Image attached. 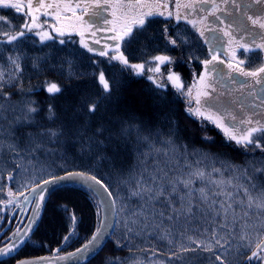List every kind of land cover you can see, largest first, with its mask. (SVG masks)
I'll use <instances>...</instances> for the list:
<instances>
[{
	"label": "snow or ice",
	"instance_id": "6c2138e0",
	"mask_svg": "<svg viewBox=\"0 0 264 264\" xmlns=\"http://www.w3.org/2000/svg\"><path fill=\"white\" fill-rule=\"evenodd\" d=\"M61 2L62 0H27L25 22L19 26L9 17L0 15V59L6 60L10 69L5 72L4 66L0 65V180L3 179V171L11 167L12 170L7 173L8 180L10 183L15 182L17 170L24 168L27 173L24 178L26 182L22 183L21 187L28 190V195L23 192L19 195L23 197V201H29L30 196L33 201L37 198L39 201L32 208V215L27 217V224L17 225L11 235L0 238V256H9L28 242L40 218V210L48 199L50 185L82 182L92 193L103 189L104 193L113 198V206L116 203L110 186L98 176L89 171L72 170L57 165L55 160L45 161L44 165H40L39 161L32 163L38 153L54 156L57 148L50 145H68L72 148L78 147L81 152L96 159H104L103 154L113 146L119 148L121 145L135 144L137 152L140 148L147 150L141 153L140 162L144 167L129 182L130 195L137 198L138 204L136 210H129L126 218L118 222L122 225V232L114 241L117 249L127 248L129 253H133L132 241L141 236L142 239H156L166 243L168 256L163 264H205V261L210 264H264V111H258L264 109V97L259 98V104L252 106V114L247 119L231 112L228 102L215 95L216 85L224 74L218 70L215 63L218 57L213 54L218 50L220 39L216 33L222 30L216 25L217 21L227 24L229 31L225 32V35L230 37V42L234 40L238 48L243 50L245 59L239 60V65L249 62L253 53H264V34L255 31L257 25L264 29V0H253L252 5L242 4L240 0H220L219 3L216 0H199L198 3L197 0H191L190 4L183 5V16L179 12L181 5L177 0V24L181 19L190 24L199 33L200 39L208 45L209 55L212 56L211 60L201 61L205 71L200 73L198 78L194 77L192 86L186 87L182 77L175 71H169L166 78L164 77L161 66L173 62L170 56L156 55L147 62L155 63V67L147 69L149 73H153L148 75L147 79L154 88L162 91L166 88V82L170 83L179 95L185 97L186 114L198 120L201 127L206 121L222 132L227 143L234 144L246 152L260 153L241 165L224 159L223 154L213 153L211 136L201 137L207 152L194 149L190 151L189 145L181 143V130L178 124L174 126L171 119L166 133L154 131L152 126L132 118L113 120L109 107L118 85L107 79L103 71L98 77L100 88L93 97H83L79 104L69 106L62 114H58L55 105L49 103L44 116L47 123L37 119L41 109L35 101H13L12 92L5 89L15 88L21 95L24 93L21 74L28 54L23 46L29 35L38 36L41 45L55 41V37L50 34L52 32L63 37L65 30L61 18L65 13L71 12L76 16L77 10H82L83 16H76V19L89 27L96 25L99 20L111 24L109 31L114 35L109 38L117 42L114 45L117 50L122 45L134 43L157 16L164 17L165 20H170L173 16L172 12H165L169 4L162 0H83L82 8L79 0L74 6L66 4L63 8ZM221 4L224 5L223 9ZM253 5L256 10L250 13L249 9ZM0 9H15L16 12H21L22 0H0ZM217 11L224 15H217ZM105 12H110L111 20L103 16ZM199 12L206 15L199 16ZM34 13L45 17L52 16L56 23L50 24L48 30H45L43 25L38 23L39 16ZM193 13L199 16L201 22H206L204 29L197 27V20L191 18ZM236 13H239L240 17H246L253 28H248L243 20H237ZM209 16L214 17V20H210ZM44 23H47V20ZM163 35L167 44L173 47L190 42L187 35L181 39L179 32L176 37L170 36L167 25ZM59 43L64 45L66 41L60 39ZM80 44L90 53H98L100 56L107 54L89 46L83 39ZM68 55L74 58L76 54ZM31 59L32 67L37 68L45 57L35 56ZM111 59H118L137 75H142L145 69L144 63H130L123 53L112 56ZM219 62L225 63L222 60ZM62 63L67 64L70 70L73 67L70 59H65ZM228 68L233 69V65L229 63ZM234 70L252 79L249 95L255 93L256 86L264 92V63L251 71H246L242 66ZM209 72H215L216 77L208 80ZM230 79L241 86L248 83L237 81L235 77ZM198 85L200 87H197ZM194 87L197 88V93L193 104ZM62 91L58 83H46V92L50 97L55 98ZM156 96L163 103L159 91ZM148 157L152 158L151 163L148 162ZM64 158V155L58 157L61 160ZM17 161H28L30 167ZM53 167L59 168L63 174L51 171ZM2 189L3 185L0 184V191ZM12 196L10 191L9 200H0V204H11ZM59 207L65 214L67 233L63 236L62 243L66 244L76 231L79 218L74 209L69 211L67 205ZM253 207L258 210L255 223L251 221ZM23 210L21 207V211ZM113 227V223L107 218L101 220L81 247L64 257H59V260H70L73 257L79 260L91 254L100 248L103 238L110 235L108 229ZM253 234L256 235L255 242L251 239ZM55 251L58 253L60 249ZM156 251L159 252L160 249ZM204 253L209 255L205 256ZM241 257L244 259L241 260ZM155 258L156 252L152 254V259ZM16 264L53 262L48 257H36L19 259ZM102 264H143V261L132 254L129 257L107 256Z\"/></svg>",
	"mask_w": 264,
	"mask_h": 264
},
{
	"label": "trees",
	"instance_id": "16d2710c",
	"mask_svg": "<svg viewBox=\"0 0 264 264\" xmlns=\"http://www.w3.org/2000/svg\"><path fill=\"white\" fill-rule=\"evenodd\" d=\"M22 8L21 12H16L15 9H0V15L9 17L14 24L19 26L25 22L24 13L27 11V5L24 1ZM166 25L169 28L170 36L176 37L179 32L181 39L187 35L190 42L180 44L177 47L167 44L163 35ZM54 37V42L48 41L46 45H41L38 36L29 35L23 46L24 51L28 54L21 74L24 93L21 95L15 88L6 87L5 89L12 92L13 101L21 99L35 101L41 109L37 116L38 120L47 123L44 121V116L49 103L55 105L58 114H62L69 106L79 104L83 97H93L100 88L98 77L99 73L103 71L107 79L118 85L109 107V114L113 120L132 118L152 126L154 131L166 133L169 119H171L174 121V126L178 124L181 130V143L189 145L190 151L194 149L207 152V147L204 146L201 137L211 136L213 138L211 151L223 154L224 159L237 165L244 164L253 156L260 155L258 151L256 153L246 152L234 144L227 143L222 132L206 121L201 127L198 120L186 114L185 97L179 95L170 83L166 82L164 90H156L151 81L147 79L145 71L142 75H137L131 68H126L118 59L112 60L110 53L100 56L98 53L88 52L86 48L81 47L75 35ZM60 39H64L66 43L61 45ZM68 53L76 55L72 58ZM120 53H123L130 63H144L145 69L154 64L147 63L152 60V57L168 55L172 58L173 70L182 77L186 86L189 84L191 73H196L201 69V61L211 57L207 44L200 39L199 34L190 24H187L183 19L177 24L176 19L172 17L170 20H165L164 17L159 16L150 23L147 30L141 33L134 43L127 46L122 45ZM35 56L45 57L44 60L40 61V66L37 68L32 67L31 57ZM237 56L240 60L245 59L242 49H238ZM190 57L191 59H189ZM65 59L72 60L73 67L71 70L67 64L62 63ZM262 60L261 53H253L250 61L243 67L246 69L257 68L262 64ZM0 65L4 66L5 72L10 70L6 60L0 59ZM69 72H71V76H69ZM47 82L58 83L63 89L62 93L57 94L55 98L50 97L46 92ZM158 91L163 97V103L157 99L156 93ZM50 147L57 148L54 156L38 153L36 160L32 163L39 161L40 165H44L45 161L55 160L57 165H63L72 170L89 171L110 186L116 200V222L112 234L99 252L82 264H102L107 256L129 257L132 254L143 261V264H163L167 260L168 248L166 243L156 239H142L141 236H137L132 241L133 253H129L127 248L117 249L114 246V241L120 237L122 232V225L118 222L126 218L129 210L137 209L138 201L136 197L130 195L129 182L144 167L140 162L141 153L147 150L140 148V151L137 152L135 144L121 145L119 148L113 146L107 153L103 154L104 159H96L91 155L84 154L78 147L72 148L68 145H50ZM65 149H67L66 152ZM61 155L65 157L63 160L58 159ZM151 159L148 157L149 163H151ZM17 162L30 167L28 161ZM11 170V167L6 168L3 171V179L0 180V184L3 185V189L0 191V200L2 201L7 199V189L13 194L28 192L26 188L21 187V184L26 182L24 178L27 173L24 172V168L17 170L16 181L10 183L7 173ZM51 171L57 174L62 173L57 167H53ZM256 194L253 193V195ZM60 205H67L69 211L74 209L79 218L76 231L66 244L62 243L67 228L65 214L59 207ZM0 209H3L0 211V238H6L16 229L21 215L17 212L18 208L10 204L2 203ZM251 213V221L255 223L258 210L253 207ZM100 216V204L94 193L81 185L60 186L49 195L39 224L28 242L13 257L0 260V264H12L20 258L50 256L77 249L86 242L94 228L98 226ZM127 218L130 219L131 217ZM239 234L237 231V236ZM251 239L255 242L256 235L253 234ZM58 247H60V251L57 253L55 250ZM157 249L160 251L157 252ZM154 252H156V258L152 259ZM204 255L209 254L204 253ZM243 259L244 257H241V260ZM205 263L210 262L205 261Z\"/></svg>",
	"mask_w": 264,
	"mask_h": 264
},
{
	"label": "rangeland",
	"instance_id": "374dc122",
	"mask_svg": "<svg viewBox=\"0 0 264 264\" xmlns=\"http://www.w3.org/2000/svg\"><path fill=\"white\" fill-rule=\"evenodd\" d=\"M23 1L27 5V0H22V2ZM79 2L81 4V8H82L83 7V0H79ZM162 2H166L169 4V7L167 9H165V12H168V11L172 12L173 13L172 18L175 19V15H176V11H177V8H176L177 0H162ZM179 2L181 5L179 12H180L181 16H183V14L185 12V8L183 7V5L184 4H190L191 0H179ZM198 2H199V0H197V3ZM216 2L219 3L220 0H216ZM240 2L242 4H245V5H252L253 4V0H240ZM76 3H77V0H62L61 7L63 8V6L66 4H72L74 6ZM205 7H209V5H205ZM220 7H221V9H223L224 5L221 4ZM255 10H256V6L253 5V7H251L249 9V12L251 13V12H254ZM49 11H52V10H49ZM34 14L39 16L38 23L43 25V28L45 30H48L50 24L56 23V21L52 18V16L45 17V16L41 15L40 13H34ZM216 14L217 15H224L220 11H217ZM204 15H206V13L199 12V16H204ZM235 15H236L237 20H243V23L248 28H253V25L251 24L250 21L247 20L246 17H240L239 13H236ZM76 16H83L82 10L78 9L76 12ZM76 16H73V14L71 12H67L61 18V23L64 25L65 35H75L77 37V39L79 40V42H81V39H83L89 46H91L95 49H98V50H103L106 53H110L111 56H119L121 54L120 49L117 50L114 47V45L117 42L113 41L109 38L110 36L114 35L113 32L109 31V29L112 27L111 24H105L103 20H99L96 25L89 27L87 25H82L81 22L76 19ZM103 16L108 20L112 19L110 12L103 13ZM199 16H197L196 13H193L191 18L194 20H197V27L198 28L204 29L206 22H201L199 20ZM28 19L30 22V17ZM209 19L214 20V17L209 16ZM225 19H227L226 16H225ZM45 20H47V23H44ZM216 25L222 30L216 33V35L220 39L218 42V50H216L213 54L218 57V60L215 63L217 65L218 70L222 71L224 75L220 79L219 83L216 85L217 91H216L215 95L219 96V98L222 101L228 102V104L230 105L229 110L231 112L239 115L240 117H242L244 119H247L248 116H250L252 114L251 113L252 106L254 104H259L260 100L257 97L256 93H254L253 95H249V84L253 83L252 79L250 77H245L239 71L234 70V69L239 68L241 66L243 67V65L238 64V61L240 59L237 56V51L240 48H238V46L234 40L232 42H230V37L225 35V32L229 31L227 24L226 23L222 24V23L217 21ZM255 31L264 34V29H260L258 25L255 26ZM93 32H95V35H93ZM50 34L53 36H59V34L54 33V32H52ZM206 34H208V33H206ZM257 42L259 43L260 41L258 40ZM109 45H111L113 47H106ZM233 53H235V58H233ZM261 54L263 56L262 63H264V53H261ZM211 59H212V56L208 58V60H211ZM221 60L225 61V63H220L219 61H221ZM229 63H231L233 65V69L228 68ZM260 66L261 65H259L258 67H260ZM150 67H155V63L152 64ZM209 67H211V65H209ZM147 69H144L147 76L153 75V73H149L147 71ZM255 69L256 68H249V69L245 68L246 71H251V70H255ZM169 71H174L173 70V62L171 64H166V65L161 66V72L164 74L165 78H166ZM204 71H205V66L202 64L201 69L199 71H197L196 73L195 72L191 73V78H190L189 84L187 86H192L193 81H194V77L198 78L199 74L204 72ZM215 77H216L215 72H209L207 74L208 80H212ZM230 77H235L237 81H248V83H245L243 86H241V84H239V83H234L233 80L230 79ZM197 87H200V86L198 85ZM256 88H257V86H256ZM196 93H197V88L194 87L193 91H192V98H193L194 102H195ZM258 111H264V109H261ZM228 119L230 120L231 117H228ZM6 191H7L6 201H8L10 198L9 197L10 190L7 189ZM24 195H26V193H24ZM22 201H23L22 196H20L19 194H13L12 203L10 205L14 206V207H16V205H19L20 209H21ZM100 209H101V207H100ZM115 210H116V205H115ZM115 222H116V219H115ZM20 259H24V258H20ZM17 260H19V259H17ZM17 260L14 261V263L17 262ZM14 263H12V264H14ZM147 264H150V263H147Z\"/></svg>",
	"mask_w": 264,
	"mask_h": 264
},
{
	"label": "water",
	"instance_id": "95a60500",
	"mask_svg": "<svg viewBox=\"0 0 264 264\" xmlns=\"http://www.w3.org/2000/svg\"><path fill=\"white\" fill-rule=\"evenodd\" d=\"M256 95L258 98L260 97H264V92H261L259 86H257L256 91H255ZM63 174V173H61ZM68 184H76V185H81L86 187L82 182H63L57 186H52L50 185V191L47 194V196L49 197V195L51 194L52 191H54L55 189H57L60 186L63 185H68ZM34 186V185H33ZM98 187V186H97ZM87 188V187H86ZM26 195H28V192L26 193ZM94 195L96 196V198L99 201L100 207H101V216H100V221L104 220L105 218H107V220L111 221L113 223V225L115 226V219H116V210H115V205L113 206L112 204V197H109L106 193H104L103 189H98L97 193H94ZM39 202L38 198L33 201L32 197H29V201H24V210L20 219V222L18 225L23 226L24 224L28 223L27 217L32 215V208L35 206V203ZM47 200L44 202L41 210H40V218L38 220V222L36 223V225L34 226V229L36 230L39 221L41 219L45 204H46ZM100 223V222H99ZM99 225V224H98ZM113 228L108 229V232L111 233L113 232ZM34 230V231H35ZM33 234V233H32ZM31 234V235H32ZM110 235H106L103 240L102 243L100 245V248L96 249L95 251H93L91 254L85 256V257H81L79 260H77V258L73 257L70 260H59V257H64L67 255V253H59V254H55V255H50V256H41V257H48L50 258V260L53 262V264H82L84 262H86L87 260H89L90 258H92L94 255H96L99 250L104 246V244L107 242L108 238L110 237ZM31 237V236H30ZM24 245H22L17 251H14L11 255L9 256H0V260L12 257L13 255H15ZM82 246V245H81ZM79 246V247H81ZM78 247V248H79ZM60 249V247H58ZM57 249V248H56ZM76 249L70 251V252H74ZM32 258H36V257H30V258H24V259H32ZM16 264V262L14 263ZM205 264H210V263H205Z\"/></svg>",
	"mask_w": 264,
	"mask_h": 264
},
{
	"label": "flooded vegetation",
	"instance_id": "af4514ba",
	"mask_svg": "<svg viewBox=\"0 0 264 264\" xmlns=\"http://www.w3.org/2000/svg\"><path fill=\"white\" fill-rule=\"evenodd\" d=\"M260 100V99H259ZM22 207H23V209H24V201H22ZM15 208H18L17 209V212L18 213H20V215L22 216V213H23V211H21V209H20V206L19 205H16V207ZM16 210V209H15ZM17 213V214H18ZM20 219H21V217H20ZM20 222V221H19ZM19 224V223H18Z\"/></svg>",
	"mask_w": 264,
	"mask_h": 264
}]
</instances>
